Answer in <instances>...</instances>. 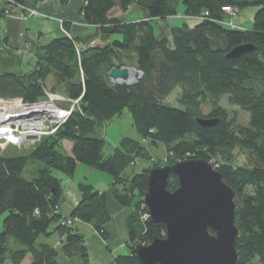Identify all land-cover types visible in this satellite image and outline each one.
I'll return each instance as SVG.
<instances>
[{
    "label": "trees",
    "instance_id": "obj_1",
    "mask_svg": "<svg viewBox=\"0 0 264 264\" xmlns=\"http://www.w3.org/2000/svg\"><path fill=\"white\" fill-rule=\"evenodd\" d=\"M0 0V16L6 15L10 2ZM27 6L29 0H13ZM184 15L196 20L171 28L172 41L156 34V19L173 18L179 14L178 0H83L81 14L87 22L115 38L106 46L78 47L79 40L64 35L42 45L36 68L25 73L0 72V96L37 100L44 95L45 81L55 76L52 91L71 98L82 97L81 108L73 111L56 133L47 135L28 153L0 155V216L4 215L0 232V264H22L30 255V264H92L86 236L73 220L92 224L103 238L106 223L111 219L107 207L108 192H99L93 185H78L81 200L71 216L63 215L60 202L63 184L53 170L72 175L84 163L109 173L116 201L130 210L127 218L131 249L136 244H149L166 236L163 223L144 219L143 201L139 199L148 186L150 167L164 159L150 155L147 144L162 143L178 160L215 158L226 183L235 191V223L238 258L235 264H264V0H182ZM257 8L250 28L227 25L226 5ZM132 5L147 11L146 18L125 22L117 11L125 12ZM29 7V6H28ZM209 12L205 16L204 13ZM203 16L198 18L195 16ZM66 29L68 24L64 22ZM253 44L255 49L240 57H228L240 44ZM133 53L136 68L142 75L132 84L118 83L110 69L120 67V52ZM120 61V62H119ZM180 87L185 100L200 104L211 99L206 116L192 105L173 106L165 99ZM246 109L250 124L240 125L220 101ZM132 115L140 139L124 136L112 153L105 154L104 137L93 134L102 124ZM199 116L219 122L202 125ZM189 135L193 138L188 140ZM73 142L72 153L63 149V142ZM239 147L249 155V166L239 167L227 160L226 152ZM151 165L136 173L131 181L123 178L127 167L139 158ZM29 159L42 161L44 167L32 180L23 177ZM167 161V160H166ZM167 161V162H168ZM118 187V185H122ZM178 177L170 174L168 189L178 187ZM248 185L252 191L242 196ZM38 211V213H36ZM69 220L70 223L66 221ZM56 234L61 238L57 247L47 243L37 246L40 236ZM13 238L18 246L13 248ZM131 252V251H130ZM118 254L114 264H141L135 255ZM63 259V260H62Z\"/></svg>",
    "mask_w": 264,
    "mask_h": 264
},
{
    "label": "water",
    "instance_id": "obj_2",
    "mask_svg": "<svg viewBox=\"0 0 264 264\" xmlns=\"http://www.w3.org/2000/svg\"><path fill=\"white\" fill-rule=\"evenodd\" d=\"M254 49L252 43L240 44L228 57L237 58ZM131 68L114 66L109 76L118 83L132 84L136 78L131 80ZM197 120L204 126L219 122L202 116ZM170 174L178 177L174 190L167 188ZM147 179V189L139 199L147 206L150 222L165 224L166 236L131 249L141 264H235L239 233L235 191L217 167L205 158L164 160L150 167Z\"/></svg>",
    "mask_w": 264,
    "mask_h": 264
},
{
    "label": "crops",
    "instance_id": "obj_3",
    "mask_svg": "<svg viewBox=\"0 0 264 264\" xmlns=\"http://www.w3.org/2000/svg\"><path fill=\"white\" fill-rule=\"evenodd\" d=\"M82 4L83 0H29L27 6L37 8L39 12L47 15V17L29 15L22 18L20 16L22 9L19 7L14 8L12 15L0 16V72L11 71L21 74L32 71L37 66V59L42 45L64 35L78 39V47L81 48L91 45L106 46L112 42L115 38L113 35L101 32L97 26L89 24L84 16H82ZM115 15H120V18L125 22L140 20V18L148 16L147 11L137 5L130 6L125 12L117 11ZM131 15L132 17H130ZM228 19L230 20L231 18L228 17ZM172 21L173 18H162L153 21L156 24V34L159 38L167 37L172 41V35H170L171 28L174 25H178ZM64 22L68 24L69 29L65 28ZM120 56V61L123 62V65H136V58L133 53L122 51L120 52ZM124 58H128L134 62H127ZM49 78L53 82L55 81V76L51 75ZM128 134L126 135L125 130L122 129L115 147L119 145L124 136L140 139L136 135H139V132L135 124L133 131ZM64 142L68 144L67 148L64 147V149H66L67 153L71 154L73 142L69 140ZM78 173L80 175L77 177ZM58 177L63 184L64 193L60 202V210L67 217L71 216L72 210L81 200V193L78 190V185L81 182L93 185L99 192H108L106 202L108 210L111 213V219L105 224L107 238H103L96 228L88 222L79 219L73 222L79 231L86 236V244L92 264H111L116 258L114 254L120 250H124L123 253L128 254L131 251V247L126 245L129 236L127 218L130 210L117 202L111 194L110 190L115 187L113 186L114 180H112L111 175L93 166L80 163L72 175L68 176L63 173L58 175ZM122 186L118 185V187ZM83 222L91 227L81 226ZM60 242L61 238H59L54 247H57ZM17 247L19 246L17 245ZM30 263L31 257L29 255L23 260L22 264Z\"/></svg>",
    "mask_w": 264,
    "mask_h": 264
},
{
    "label": "rangeland",
    "instance_id": "obj_4",
    "mask_svg": "<svg viewBox=\"0 0 264 264\" xmlns=\"http://www.w3.org/2000/svg\"><path fill=\"white\" fill-rule=\"evenodd\" d=\"M179 2L177 3V11L179 12V14L175 17H173V21L175 24H183L184 22L190 23L191 25H195L196 20L194 19H190L188 17L184 16V1L182 0H178ZM240 11L237 15L230 17V20H233V23L236 26H242L245 28H250L253 26V16L255 14V12L257 11V8L254 6H249V7H244V8H239ZM132 17V15L130 16ZM236 21V22H235ZM238 22V23H237ZM172 35V34H170ZM172 39V36H171ZM125 61L127 62H131L133 63L134 61H130V59L128 58H124ZM132 67L131 69L134 72V76L135 78H138L141 74L139 72V70H137L135 65L131 64ZM131 70V71H132ZM54 82L51 80V78H49L48 81H45V86L48 89H52ZM201 99L200 101H202L200 104H197L195 102V100H185L183 97V92L182 89L180 87H176L175 90L165 99L166 102L170 103L171 105L177 107H183L186 108L188 107V105H192L193 107H195L196 110H198L200 113L204 114V115H208L211 111V106H212V101L211 99H206L203 101L202 98H198ZM221 105H223L226 109L229 110L230 112V117L233 118V120H235V122L237 124L240 125H246L248 126L250 124V113L246 110V109H242L236 105H230L228 102V98L224 97L221 101H220ZM133 127L134 124L132 122V117L131 114L129 113L128 110H124L122 113L121 117H116L113 120H111L110 123H105L104 125H100L96 132L93 134L96 137H104L107 141L106 145H105V154H110L112 153V151L114 150V148H116L115 144L119 138V134L122 132V129L125 130L126 135H129L128 133H131L133 131ZM138 137H140V135L136 134ZM134 135V136H136ZM141 138V137H140ZM193 138V136L189 135L188 140ZM66 141V140H65ZM70 141V140H69ZM1 142V141H0ZM68 144L67 142H63V149L64 147L67 148ZM147 148L149 150V153L151 156L154 157V159H164V160H178V158L169 150H167L166 146L163 145L162 143H150L147 144ZM34 147V144H30V145H26L21 149L16 148L15 146H10L7 147L5 150H3L2 152L0 151V155H7V156H13V155H22L24 153H28L30 152V150ZM66 151V149H65ZM216 158L220 161L223 160H227L229 162H231L232 164H235L236 166L239 167H248L249 166V155L247 152H244L242 149H240L239 147L234 148L232 151L226 152V155H224V157L222 158L221 155L216 156ZM28 163L25 166V169L23 170V177L27 178L29 180H32L34 178H36L38 176V171L40 168L44 167V164L42 161L39 160H33V159H29L27 161ZM210 162V161H209ZM151 165V161L147 158H143V157H139L134 164H132L131 166H129L123 174V178L131 181L132 177L135 176L136 173H140L142 172L147 166ZM215 166V165H214ZM217 167V166H215ZM52 172H54L55 176L58 177V175L63 174L61 171H56L53 170ZM80 175L79 173L77 174ZM109 176V175H108ZM92 178V176H91ZM94 179V178H93ZM95 180H97L95 178ZM113 180V179H112ZM123 185V184H122ZM252 191V186L248 185L244 191L243 194H241L239 196V200H242V196L246 193H250ZM3 220H4V215L0 216V232L2 231V227H3ZM72 221L74 222L75 220L72 219ZM85 226V227H91L89 226L87 223L83 222L81 226ZM99 233V232H98ZM59 238L56 234H52L49 237L46 236H40L39 237V241L37 242V246L40 245V243H47V244H51V245H55L58 242ZM10 246H12L13 248L17 247L18 242H16V240H14L13 238L10 239L9 241ZM124 250H120L117 251V253H115V257L118 254H125L123 253ZM89 258H90V254H89ZM63 260V259H62ZM91 260V258H90ZM114 264V263H111ZM254 264H259V262H257V260L254 261Z\"/></svg>",
    "mask_w": 264,
    "mask_h": 264
},
{
    "label": "built area",
    "instance_id": "obj_5",
    "mask_svg": "<svg viewBox=\"0 0 264 264\" xmlns=\"http://www.w3.org/2000/svg\"><path fill=\"white\" fill-rule=\"evenodd\" d=\"M10 2L5 8L6 15H12L14 8H21L20 16H45L37 8L16 4L13 0H4ZM3 1V2H4ZM223 10L227 15L233 17L239 13V10L231 5H226ZM209 14L208 11L204 13ZM177 16V15H176ZM185 17H190L184 15ZM202 18L203 16H195ZM191 18V17H190ZM227 25L236 26L233 21L224 22ZM140 72V71H139ZM142 75V73L140 72ZM140 75V76H141ZM117 82V81H116ZM44 96L33 101H27L24 97H1L0 96V151L7 147L15 146L18 149L26 145L39 142L47 135L57 132V130L67 122L73 111L81 108L82 97L71 98L67 94L52 91L44 86ZM33 136L35 139H30ZM211 164L219 166L215 158L210 161ZM142 208H147L146 204ZM148 210V209H147ZM38 213V211H36ZM149 212L143 214L144 219H148ZM70 223L69 220L66 221Z\"/></svg>",
    "mask_w": 264,
    "mask_h": 264
},
{
    "label": "bare ground",
    "instance_id": "obj_6",
    "mask_svg": "<svg viewBox=\"0 0 264 264\" xmlns=\"http://www.w3.org/2000/svg\"><path fill=\"white\" fill-rule=\"evenodd\" d=\"M133 77H134V72H133V70H132L131 80L133 79Z\"/></svg>",
    "mask_w": 264,
    "mask_h": 264
}]
</instances>
